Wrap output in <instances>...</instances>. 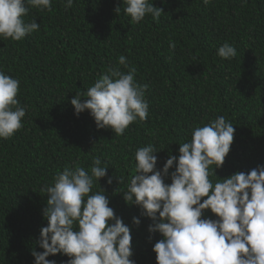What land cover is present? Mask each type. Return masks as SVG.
<instances>
[{
	"label": "trees",
	"instance_id": "1",
	"mask_svg": "<svg viewBox=\"0 0 264 264\" xmlns=\"http://www.w3.org/2000/svg\"><path fill=\"white\" fill-rule=\"evenodd\" d=\"M121 0H74L65 10L53 0L52 12L31 10L40 29L21 42L0 40V69L19 78L21 104L29 111L24 127L0 140V264H33L31 250L46 226L42 186L65 166L88 168L99 155L112 184L100 185L110 207L131 227L136 264H156L148 242L150 219L126 204L116 177L135 174L134 153L149 143L158 150L157 168L193 126L225 116L235 127L234 142L218 178L264 165V0H154L159 22L146 16L132 24ZM176 47L170 50L169 44ZM237 48L231 61L217 56L223 43ZM120 55L136 67V80L149 85L146 122L130 125L123 136L97 129L87 111L78 117L71 98L83 93ZM174 169H170V172ZM215 179V178H213ZM170 183V178H166ZM206 215L215 218L210 212ZM141 219L139 227L132 217ZM49 259L65 264L57 254Z\"/></svg>",
	"mask_w": 264,
	"mask_h": 264
},
{
	"label": "clouds",
	"instance_id": "2",
	"mask_svg": "<svg viewBox=\"0 0 264 264\" xmlns=\"http://www.w3.org/2000/svg\"><path fill=\"white\" fill-rule=\"evenodd\" d=\"M68 10L74 0H60ZM207 6L211 0H202ZM246 3L247 0H244ZM123 12L132 24L146 16L159 22L163 9L154 0H121ZM121 3L114 11L121 12ZM52 12L53 0H0V40L21 42L40 29L36 19L26 20L31 10ZM174 42L169 48L174 50ZM217 56L231 61L237 48L227 42L217 48ZM136 67L124 55L109 65L82 94L70 104L78 117L87 111L96 128L111 129L123 136L130 125L146 122L149 88L136 80ZM19 78L0 69V140L19 132L29 111L21 104ZM234 124L225 116L195 125L179 155L169 154L162 169L157 168L158 150L154 144L138 147L134 153L135 174L116 177L123 184L126 204L138 207L140 217L150 219L147 227L156 264H264V165L248 172L237 171L218 178L234 142ZM99 155L88 168L73 162L42 186L46 205L42 209L46 226L41 227L31 250L33 264H56L49 259L67 257L65 264H136L131 227L110 207L100 185H111L113 177ZM170 169H174L170 172ZM166 178L171 182L166 183ZM215 178V179H213ZM210 212L215 218L206 215ZM140 217H132L139 227Z\"/></svg>",
	"mask_w": 264,
	"mask_h": 264
}]
</instances>
